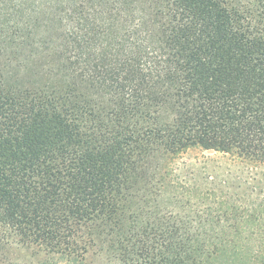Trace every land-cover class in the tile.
Instances as JSON below:
<instances>
[{
	"label": "trees",
	"instance_id": "trees-1",
	"mask_svg": "<svg viewBox=\"0 0 264 264\" xmlns=\"http://www.w3.org/2000/svg\"><path fill=\"white\" fill-rule=\"evenodd\" d=\"M192 150L264 186V0H0V264H264Z\"/></svg>",
	"mask_w": 264,
	"mask_h": 264
},
{
	"label": "rangeland",
	"instance_id": "rangeland-1",
	"mask_svg": "<svg viewBox=\"0 0 264 264\" xmlns=\"http://www.w3.org/2000/svg\"><path fill=\"white\" fill-rule=\"evenodd\" d=\"M208 158L211 160L204 162L202 153L199 150H192L186 155L184 161L196 171L198 167L200 169L204 165L207 166L210 171H214V174L216 173L218 182L226 181L237 193L249 194L252 191L256 193L263 190V184L259 183L261 179L253 180L251 178L253 175H249V169L243 164L235 163L218 155L209 156ZM212 158L215 160L213 161Z\"/></svg>",
	"mask_w": 264,
	"mask_h": 264
}]
</instances>
